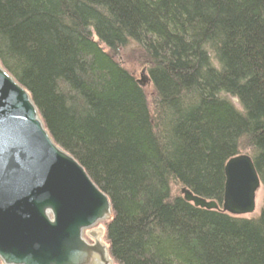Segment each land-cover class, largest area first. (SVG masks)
Returning a JSON list of instances; mask_svg holds the SVG:
<instances>
[{
  "label": "trees",
  "instance_id": "1",
  "mask_svg": "<svg viewBox=\"0 0 264 264\" xmlns=\"http://www.w3.org/2000/svg\"><path fill=\"white\" fill-rule=\"evenodd\" d=\"M130 43L153 108L115 58ZM0 60L110 197L115 264H264V206L233 216L173 191L222 207L244 153L264 188V0H0Z\"/></svg>",
  "mask_w": 264,
  "mask_h": 264
},
{
  "label": "water",
  "instance_id": "2",
  "mask_svg": "<svg viewBox=\"0 0 264 264\" xmlns=\"http://www.w3.org/2000/svg\"><path fill=\"white\" fill-rule=\"evenodd\" d=\"M142 72L139 84L147 81ZM222 207L182 188L199 208L247 217L262 188L253 158L225 166ZM110 197L54 141L32 94L0 60V261L2 264H115L106 242Z\"/></svg>",
  "mask_w": 264,
  "mask_h": 264
},
{
  "label": "rangeland",
  "instance_id": "3",
  "mask_svg": "<svg viewBox=\"0 0 264 264\" xmlns=\"http://www.w3.org/2000/svg\"><path fill=\"white\" fill-rule=\"evenodd\" d=\"M106 48V47H105ZM143 56L144 52L140 49V47L136 43H130L128 47L122 48L118 51V54L115 55V58L117 61H119L127 71L131 72L133 75L136 76L138 80H141L142 78V72L146 73V67L143 63ZM146 77L148 79V75L146 73ZM144 91L146 95L148 96L150 107L153 108V93H154V85H152L149 80L145 82L143 85ZM234 101L235 104H237L238 107H240L237 99L233 97H229ZM174 193L176 194H182L181 189L174 187L173 188ZM257 209L256 212L248 217H258L260 214L261 208L264 206V188H260L257 193ZM106 224V223H105ZM104 224V226H105Z\"/></svg>",
  "mask_w": 264,
  "mask_h": 264
},
{
  "label": "bare ground",
  "instance_id": "4",
  "mask_svg": "<svg viewBox=\"0 0 264 264\" xmlns=\"http://www.w3.org/2000/svg\"><path fill=\"white\" fill-rule=\"evenodd\" d=\"M248 216H250V215H247V217H248ZM247 217H246V218H247Z\"/></svg>",
  "mask_w": 264,
  "mask_h": 264
}]
</instances>
